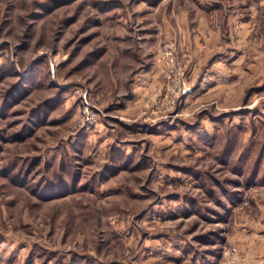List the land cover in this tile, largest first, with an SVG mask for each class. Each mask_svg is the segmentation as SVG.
I'll list each match as a JSON object with an SVG mask.
<instances>
[{
	"label": "rangeland",
	"instance_id": "rangeland-1",
	"mask_svg": "<svg viewBox=\"0 0 264 264\" xmlns=\"http://www.w3.org/2000/svg\"><path fill=\"white\" fill-rule=\"evenodd\" d=\"M259 198L264 0H0V263L249 264Z\"/></svg>",
	"mask_w": 264,
	"mask_h": 264
},
{
	"label": "crops",
	"instance_id": "crops-1",
	"mask_svg": "<svg viewBox=\"0 0 264 264\" xmlns=\"http://www.w3.org/2000/svg\"><path fill=\"white\" fill-rule=\"evenodd\" d=\"M262 209V216H264V198H259V203L255 204ZM264 229H259V232H263ZM264 237V234L262 235ZM249 264L264 263V238L261 243L254 244L251 250L247 253ZM0 264H3L2 262Z\"/></svg>",
	"mask_w": 264,
	"mask_h": 264
},
{
	"label": "built area",
	"instance_id": "built-area-1",
	"mask_svg": "<svg viewBox=\"0 0 264 264\" xmlns=\"http://www.w3.org/2000/svg\"><path fill=\"white\" fill-rule=\"evenodd\" d=\"M81 120L83 127L90 128L96 123V114L90 107H86L81 113ZM240 262L238 264H241Z\"/></svg>",
	"mask_w": 264,
	"mask_h": 264
}]
</instances>
